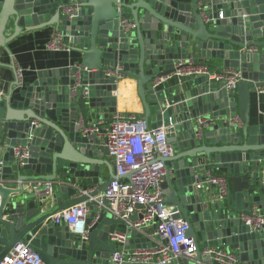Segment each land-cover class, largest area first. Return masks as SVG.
<instances>
[{
    "label": "water",
    "instance_id": "1",
    "mask_svg": "<svg viewBox=\"0 0 264 264\" xmlns=\"http://www.w3.org/2000/svg\"><path fill=\"white\" fill-rule=\"evenodd\" d=\"M11 24L15 32L5 37ZM49 26L78 60L21 78L19 91L0 98V260L24 243L44 264H110L117 250L111 234L141 217L115 218L99 198L116 179L115 161L104 160L105 129L90 128L116 112L119 72L138 81L150 127H169L173 154L162 158L168 171L161 186L188 236L200 248L233 251L238 264H264V229L242 219L264 213V124L250 118L253 95L264 87V0H0V49ZM188 57L241 69L243 80L234 91L208 75L155 85ZM103 165L112 171L104 180ZM215 176L227 179L224 197L208 184ZM84 201L85 235L52 220ZM153 245L132 230L127 248ZM169 264L222 263L198 251Z\"/></svg>",
    "mask_w": 264,
    "mask_h": 264
},
{
    "label": "built area",
    "instance_id": "2",
    "mask_svg": "<svg viewBox=\"0 0 264 264\" xmlns=\"http://www.w3.org/2000/svg\"><path fill=\"white\" fill-rule=\"evenodd\" d=\"M47 46L54 51H70V46L63 41V35L58 30L53 32ZM113 75L116 82L125 76L119 72ZM202 75H208L213 81L224 82L228 91L236 90L243 80L241 69H216L208 62L188 57L177 60L174 70L159 78L155 85L174 78L182 80ZM258 92L263 93L264 87H259ZM4 95L0 89V98ZM232 120L240 123L238 115ZM197 121L202 125L206 119L199 117ZM101 128L105 129L101 136L102 143L109 148L115 161L116 179L100 193L99 198L107 200L105 208L115 218L129 222L133 214L141 216L137 221L129 222L125 231L111 234L117 250L112 254L110 264H169L179 257L194 258L198 251L222 264H238L237 255L224 247L200 248L195 239L187 234V221L182 217L175 218L177 210L166 203L161 183L168 170L162 158L173 154V147L167 142V125L153 129L145 118L119 110L113 113L110 120L99 121L90 131L97 132ZM2 167L3 162L0 161V169ZM260 174L264 183V161ZM203 184L198 181L197 187L200 188ZM208 184L219 186V196L226 195L228 185L225 177H211ZM37 186L51 191L53 183L41 181ZM89 213V206L84 201L58 211L52 215V220L65 224L75 234L85 235ZM242 219L253 230L264 229V213L257 209L251 215H242ZM132 230L142 233L154 245L127 248ZM0 264H44V261L30 245L19 243L0 260Z\"/></svg>",
    "mask_w": 264,
    "mask_h": 264
},
{
    "label": "crops",
    "instance_id": "3",
    "mask_svg": "<svg viewBox=\"0 0 264 264\" xmlns=\"http://www.w3.org/2000/svg\"><path fill=\"white\" fill-rule=\"evenodd\" d=\"M14 32V26L9 25L4 33L5 37L12 38ZM53 32L52 26L29 32L24 31L7 44L6 50L0 49V89L3 94L14 95L19 91L16 81L21 78H23L21 79L23 81L27 77L35 75L39 70L51 69L67 63L73 64L78 60V56L74 53L66 54L65 51H54L47 46ZM115 94L117 98L116 111L120 110L146 118L138 81L135 78L125 75L117 82ZM250 118L252 124H264V92L253 95ZM104 160H113V158L109 154L104 157ZM110 174H112L110 168L103 165L101 179L104 180V177H108ZM126 229V224H118L117 226V231H125Z\"/></svg>",
    "mask_w": 264,
    "mask_h": 264
}]
</instances>
